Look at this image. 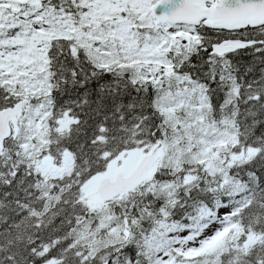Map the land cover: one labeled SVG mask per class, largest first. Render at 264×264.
Masks as SVG:
<instances>
[{
  "label": "snow or ice",
  "instance_id": "1",
  "mask_svg": "<svg viewBox=\"0 0 264 264\" xmlns=\"http://www.w3.org/2000/svg\"><path fill=\"white\" fill-rule=\"evenodd\" d=\"M0 264H264V0H0Z\"/></svg>",
  "mask_w": 264,
  "mask_h": 264
}]
</instances>
